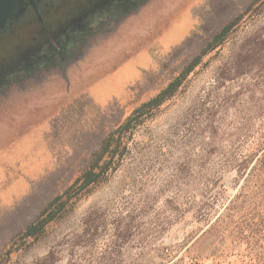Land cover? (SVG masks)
<instances>
[{"label": "rangeland", "instance_id": "obj_1", "mask_svg": "<svg viewBox=\"0 0 264 264\" xmlns=\"http://www.w3.org/2000/svg\"><path fill=\"white\" fill-rule=\"evenodd\" d=\"M45 1L49 5L40 9V16L27 9L0 32V264L37 263L80 231L89 212L124 203L127 197L155 196L156 204L163 205L172 194L165 186L166 180L174 172V165L185 160L191 141L199 133L197 114L201 106H212L209 96L211 90L216 91L217 69L221 58L230 54L231 42L220 52L206 56L176 95L138 129L135 140L145 149L134 152L135 157L114 173L109 183L82 200L28 247L3 255L10 240L84 171L107 132L166 86L224 24L253 0H126L109 11L97 9L111 0ZM134 12L136 16L129 18ZM181 15L182 25L178 23ZM171 19L175 20V32L160 40L163 28L173 26ZM259 23L253 22L247 31ZM138 25L142 37L131 41L125 31L135 30ZM63 28L65 32L59 34ZM116 29L118 37L112 35ZM49 37L66 63L71 60L66 66H62L63 61L59 63L55 49L45 47ZM97 43L113 55L109 64L104 63L105 77L94 85L109 79V65L115 68L112 74H130V69L121 71L123 60L129 57L136 70L123 84L105 81L101 86H91L92 79H85L96 66L88 62L86 55ZM139 49L142 56L135 63L138 56L131 51ZM6 72L9 75L4 76ZM244 84L236 80L221 87L216 98L219 106H240L246 112L254 106H264L262 101L258 105L251 101L241 88ZM257 96L262 97V93ZM233 111L232 107L230 112ZM129 175L131 179L137 177L138 185L127 178ZM219 176L212 188L213 193L219 192L217 206L228 203L240 188V177L234 168L222 169ZM204 227L205 222L189 211L165 230L157 243L185 245ZM64 246L57 264L67 263L68 246ZM230 260L235 262V257Z\"/></svg>", "mask_w": 264, "mask_h": 264}, {"label": "trees", "instance_id": "obj_2", "mask_svg": "<svg viewBox=\"0 0 264 264\" xmlns=\"http://www.w3.org/2000/svg\"><path fill=\"white\" fill-rule=\"evenodd\" d=\"M262 9L264 0H253L224 24L166 86L108 131L84 171L10 240L3 255L28 247L82 200L109 183L114 173L135 157L134 152L145 149L135 140L138 129L176 95L206 56L220 52L231 42L230 54L221 58L217 69L216 91L211 90L209 96L212 106H201L197 114V138L191 141L185 160L174 165V172L166 180L171 196L162 206L156 204L157 197L141 194L93 210L83 218L80 231L35 264H57L64 245L68 246L66 264H114V260L116 264H205L204 260H211L208 264H264V106L246 112L240 106H219L216 101L221 87L241 80L245 83L241 88L255 105L264 102ZM256 21L260 23L247 31ZM260 92L262 97L257 96ZM227 168L237 171L240 188L228 203L217 206L219 192L213 193L212 188L221 178L219 171ZM130 181L138 185L137 177ZM189 211L206 227L185 245L158 244L161 234ZM134 248L137 250L133 253Z\"/></svg>", "mask_w": 264, "mask_h": 264}, {"label": "crops", "instance_id": "obj_3", "mask_svg": "<svg viewBox=\"0 0 264 264\" xmlns=\"http://www.w3.org/2000/svg\"><path fill=\"white\" fill-rule=\"evenodd\" d=\"M184 15H186V12L184 13ZM184 15H181L182 17H180L178 19V23H180V22L182 23L183 22ZM128 16H129V18H134L136 16V13L135 12L134 13H130ZM127 21H128V19H127ZM154 21H155L154 23H156V20H154ZM174 21L171 19L169 21V23L170 24L172 23V25H173ZM133 27L134 26H132L130 28H133ZM141 31H142L141 30V25H138V27L135 30H132V29L126 30L125 31V36L127 38H130L131 41H133L132 38H134V37H137V38H141L142 37V32ZM174 32H175L174 25L171 27V29H168V26L167 27H164L163 30H162V33L160 34L161 36H160L159 39L160 40H164L163 38H165L167 34L171 33L173 35ZM117 33H118V29H116V32L115 33H112V35L114 37H118V36L115 35ZM165 44H167V43H165ZM114 53L116 54L117 52H114ZM131 54H133V55L135 54L136 56H138V58L135 60V63H136L137 60L140 62V57L142 56V49H139L136 52H132L131 51ZM112 55L113 54H111L109 52V50L105 51L104 48H103V46H100L99 43H97L94 46H92L91 51L89 53H87L86 57L88 58V62H91V63L96 64V66L95 65L92 66L90 73L87 76H85V79H88V78H91L92 79V81L90 83L91 86H95V85L98 86L99 83L98 84H95V85H94V83H96V81L99 78H104L105 77V75L103 74V72L106 70L105 68L107 66L104 67V63H108L109 64L110 61H111L110 60V56H112ZM127 58H129V57H127ZM127 58L125 60H123V64L124 65H123L121 71L130 69L131 71H130V74H128V75H132V74H134L133 72H135V70H136L135 67H134L135 65L131 64L132 60H128ZM98 64H100V65L103 64V65L102 66H97ZM114 69L115 68L111 67L110 65L108 66L107 72L110 73L109 79H107V78L106 79H103L102 83L99 84L100 86L105 81H107V82L113 81V82L117 83V85L123 84L124 79L128 75L127 76H123L125 74H122V73L121 74H119V73H116V74L113 73L112 74L111 72L115 71ZM120 76L123 77V78H121ZM118 79H120V80L118 81ZM36 107H38V106H36ZM48 107H50V106H41L42 109H46ZM38 108H40V107H38Z\"/></svg>", "mask_w": 264, "mask_h": 264}, {"label": "flooded vegetation", "instance_id": "obj_4", "mask_svg": "<svg viewBox=\"0 0 264 264\" xmlns=\"http://www.w3.org/2000/svg\"><path fill=\"white\" fill-rule=\"evenodd\" d=\"M132 1L133 3L135 2V0H132ZM124 2H126V0H111L110 2L103 4L101 8L97 10L102 11L106 9L109 11V9L112 7L116 8L118 3H120L121 5ZM48 5H49L48 1H45V0H0V32L3 31L5 27L6 28L8 26L10 27L12 22L18 19L19 16L23 15V13L27 9L33 10L34 14H37L40 16V9L46 8ZM92 16H93L92 14L88 15L87 18L92 17ZM65 30L66 28H63L58 33L62 34L65 32ZM47 41L48 43L46 42L45 47L48 46L49 47L48 50L55 49L56 55L59 57V63L63 61L62 66L63 67L64 65L66 66L71 60L68 61V63H66L67 60H65L63 53L59 52L61 50L56 48L57 46L52 43L53 42L52 39L49 37ZM5 75H9V73L6 72L4 76ZM4 76L2 78H5Z\"/></svg>", "mask_w": 264, "mask_h": 264}]
</instances>
